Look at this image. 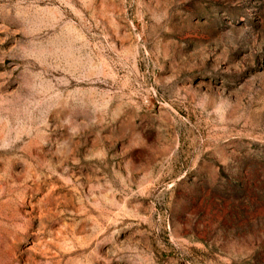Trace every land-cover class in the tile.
I'll list each match as a JSON object with an SVG mask.
<instances>
[{
  "label": "rangeland",
  "instance_id": "374dc122",
  "mask_svg": "<svg viewBox=\"0 0 264 264\" xmlns=\"http://www.w3.org/2000/svg\"><path fill=\"white\" fill-rule=\"evenodd\" d=\"M0 264H264V0H0Z\"/></svg>",
  "mask_w": 264,
  "mask_h": 264
}]
</instances>
